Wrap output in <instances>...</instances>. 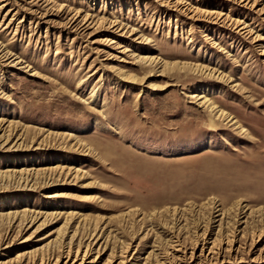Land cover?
<instances>
[{
  "label": "rangeland",
  "instance_id": "1",
  "mask_svg": "<svg viewBox=\"0 0 264 264\" xmlns=\"http://www.w3.org/2000/svg\"><path fill=\"white\" fill-rule=\"evenodd\" d=\"M69 249L264 264V0H0V264Z\"/></svg>",
  "mask_w": 264,
  "mask_h": 264
},
{
  "label": "bare ground",
  "instance_id": "2",
  "mask_svg": "<svg viewBox=\"0 0 264 264\" xmlns=\"http://www.w3.org/2000/svg\"><path fill=\"white\" fill-rule=\"evenodd\" d=\"M178 2V1H177ZM180 2V1H179ZM178 2V3H179ZM177 9V8H176ZM185 9H187V7H185ZM185 9H181L182 11H184ZM190 9V8H189ZM190 12H192L193 13V10H191ZM195 12V11H194ZM192 16V15H191ZM215 44V43H214ZM138 58H140L142 61H144V62H152L151 60H152V58H146V57H138ZM213 73V70L211 69V73L210 74H212ZM220 79H224V80H229L228 79V77H225V76H223V75H221L220 76ZM193 96H197V95H193ZM197 98H199V99H201V101H200V103H202V104H206L207 105V107L209 108V109H211L212 111L215 109L214 107H213V105L211 104V103H208V101H209V99L205 96V95H200L199 97H197ZM217 113V115L219 116V117H223L224 116V113H223V111L222 110H219L218 112H216ZM227 118V116L225 115L224 116V118ZM230 121V120H229ZM232 123H234V121L232 122ZM52 169L53 168H51V171L50 172H52ZM61 169V168H60ZM59 169V170H60ZM55 195H57V194H55ZM14 216V215H13ZM218 240V239H217ZM216 240V241H217ZM181 242V241H180ZM181 244V243H180ZM180 244H176L175 246H180ZM70 245V244H69ZM212 245H214V241H212ZM183 246V245H182ZM72 248V247H71ZM178 249H180V247L178 248ZM210 250H211V248H210ZM69 251H70V249L68 250V252H66L67 253V255H66V261L65 262H63V264H70L68 261H69ZM72 251V250H71ZM201 251H203V248H202V250ZM200 251V252H201ZM77 252V251H76ZM202 253V252H201ZM218 251L215 253L216 254V257H215V260H214V262L213 263H216L219 259H218ZM220 254V253H219ZM71 255V254H70ZM192 257V253L190 254V256H189V258H191ZM58 258V257H57ZM40 260H42V259H40ZM222 260H223V258H222ZM56 261H57V259H56ZM55 261V262H56ZM71 264H73V262L71 263ZM78 264H80V262L78 263Z\"/></svg>",
  "mask_w": 264,
  "mask_h": 264
}]
</instances>
